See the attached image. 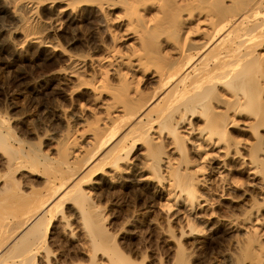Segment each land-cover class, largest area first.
Returning a JSON list of instances; mask_svg holds the SVG:
<instances>
[{
  "label": "bare ground",
  "instance_id": "obj_1",
  "mask_svg": "<svg viewBox=\"0 0 264 264\" xmlns=\"http://www.w3.org/2000/svg\"><path fill=\"white\" fill-rule=\"evenodd\" d=\"M75 4L48 1L49 27L55 33L67 30L82 5H93L104 17L112 45L87 61L70 56L65 69L81 81L91 67L93 82L82 85L92 92V103L80 110L103 113L88 126L90 151L77 148L76 131L65 146H54L56 159L28 150L27 142L0 124V152L7 155L0 153V264H41L42 256L51 264L52 228L60 218L69 219L68 206L86 230L80 254L88 258L72 264H145V258L137 262L108 240L102 211L90 204L92 194L124 186L147 201L151 213L158 210L168 223L175 221L181 237L202 236L191 219L183 225L182 216L207 222L216 217L217 203L242 186L230 178L233 163L251 183L258 182L261 201L244 215L217 219L214 235L243 232L241 251L226 264H264V0ZM43 5L40 0H0V11L18 25L12 31L0 24L2 52L17 54L21 47L10 39L17 32L25 42L59 50L33 32ZM137 159L138 168L133 166ZM41 163L45 169L39 171ZM25 172L46 180L44 185H35Z\"/></svg>",
  "mask_w": 264,
  "mask_h": 264
},
{
  "label": "rangeland",
  "instance_id": "obj_2",
  "mask_svg": "<svg viewBox=\"0 0 264 264\" xmlns=\"http://www.w3.org/2000/svg\"><path fill=\"white\" fill-rule=\"evenodd\" d=\"M40 1H44V5L38 11L39 18L32 24L33 32L39 40L53 43L59 50L54 51L40 43L25 42L23 34L19 32L10 38L12 43L21 47L17 54L8 56L0 49V124L27 142L28 150L32 147L56 159L58 153L54 146H65L67 137L76 131L77 148L84 147L90 151L92 147L85 144L90 134L88 126L103 113L97 108H90V111L82 114L80 106L90 107L93 99L92 92L82 85L92 81V69L88 65L85 78L78 81L65 72L69 58L76 56L87 61L102 56L101 49L112 45V35L104 17L93 5L77 7L73 25L55 33L49 27L52 12L46 6L48 1L53 0ZM80 1L83 0H72L76 6ZM0 24L12 31L18 27L6 11H0ZM114 29L119 33L117 27ZM6 37L2 35L1 38L5 40ZM84 129L87 132L82 138ZM234 135L241 137L238 131ZM0 153L7 157L5 152ZM133 166L140 167L139 159L133 161ZM232 167L230 178L236 179L242 186L228 191L231 199L217 203L214 219L207 222L190 218L186 213L182 216L185 218L183 225L186 219H191L193 227L203 230L202 236L181 237L175 221L168 223L158 210L151 213L154 209H149L147 201L145 203L137 192L128 191L121 185L112 187L103 195L97 193L94 196L93 193L90 204L101 209L108 240L115 241L137 262L145 258V264H181L185 259L187 264H226L231 254L241 251L237 247L242 246L244 237L243 232L233 236L221 233L220 237H215L219 225L217 219L244 215L261 201L258 182L251 183L236 163ZM44 169L45 165L41 163L38 170ZM262 170L264 172V167ZM23 175H27L25 177L39 187L46 181L28 176L26 172ZM48 180L51 181L49 177ZM24 190L30 192L26 188ZM200 192L207 196L208 189ZM68 207L65 217H69L71 229L65 226L68 223L66 218L55 221L52 228L51 264H72L76 260L87 262L88 259L80 254L82 245L86 244V230L82 229V221L76 210ZM42 258L40 263L46 264L44 256Z\"/></svg>",
  "mask_w": 264,
  "mask_h": 264
}]
</instances>
